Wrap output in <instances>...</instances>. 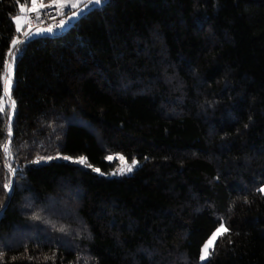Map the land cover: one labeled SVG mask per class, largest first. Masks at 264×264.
<instances>
[{
	"label": "trees",
	"instance_id": "obj_1",
	"mask_svg": "<svg viewBox=\"0 0 264 264\" xmlns=\"http://www.w3.org/2000/svg\"><path fill=\"white\" fill-rule=\"evenodd\" d=\"M21 4L0 0V98ZM13 51L0 264H264V0H102ZM57 153L138 165L31 164Z\"/></svg>",
	"mask_w": 264,
	"mask_h": 264
},
{
	"label": "snow or ice",
	"instance_id": "obj_2",
	"mask_svg": "<svg viewBox=\"0 0 264 264\" xmlns=\"http://www.w3.org/2000/svg\"><path fill=\"white\" fill-rule=\"evenodd\" d=\"M83 2V0H50L49 3L45 4L43 2V0H31V7H26L24 4L20 5V15H17L14 17V22L16 24V32L20 33L22 31V22L24 20L27 19V16L23 15L25 13H36V19L39 20L40 19V10L41 9H55L57 15L59 16H68V12H70V16H68V19L70 20L73 17H76L80 12L83 11V9L81 8V3ZM88 4H96L99 5L102 3V0H87ZM85 7H87V4L84 5ZM65 9L68 10V12L65 11ZM66 20L65 19H61L59 24L57 25V27L63 28L66 24ZM42 32H48V33H52L53 32V27L52 26H48L46 28H37L35 32H32L31 29L29 28V30L24 31L23 35L25 38H30L32 35H37V34H41ZM24 41L18 39V38H14L12 39V48L9 49L8 52V56L9 57H13L14 56V49H16V46L18 44L23 43ZM5 66L8 69V72L5 75V96L8 97V99L10 100V94H9V89H10V84H11V64H9L7 61H5ZM11 108L14 109L15 108V102L12 101L11 103ZM5 112V104L3 103V98H0V113ZM11 115H8V121H9V126H8V137H9V143H3L2 144V150L5 154L6 159H11V148H10V140H11V135H12V128H11ZM52 157H48V159H51ZM40 159H44V157H37V160L34 162H39ZM65 159H68L67 157H65ZM107 159L111 160L113 159V157L109 156L107 157ZM120 160H124V157H119ZM78 163L81 164H86V159L85 158H80L78 161ZM136 164V161L133 160L132 164L125 167H121L118 172H113V175L116 174H124L125 171H132V167H134ZM8 167L9 173H15V169L11 168L10 165H6ZM90 166V165H88ZM94 171H99V169H93ZM12 186V180L9 179L6 183H4L3 187L6 191L10 190ZM258 191L264 193V188L258 189ZM33 219H40V216L37 214L33 215ZM60 231H63V227H61L59 229ZM229 231V229L227 227H225V225L221 222L219 224V227H217L215 229V231H213L211 233V235L209 237L206 238L205 242L203 243V246L200 250V260L204 261L206 260L210 255H211V250L214 249L215 246V242L216 240L224 235L225 233H227Z\"/></svg>",
	"mask_w": 264,
	"mask_h": 264
},
{
	"label": "rangeland",
	"instance_id": "obj_3",
	"mask_svg": "<svg viewBox=\"0 0 264 264\" xmlns=\"http://www.w3.org/2000/svg\"><path fill=\"white\" fill-rule=\"evenodd\" d=\"M85 4H87V7L84 6ZM91 5H93V4H88L87 3V0H83V2L81 3V8L83 9V11H85V9L89 8ZM69 26H70L69 24H67V25L65 24V26L63 28H60V30L61 31H66L69 28ZM44 33L46 34V32H42L41 34L42 35H45ZM8 63L11 64V84H10V89H11L12 82H13V70H14L13 58H11L10 60H8ZM7 72H8V69L6 68L5 75H6ZM5 75H4V98H3V103L5 104V108L8 107L9 113L11 115V113L13 111V109L11 108L12 101H11V99L9 100L7 96H5ZM10 89H9V94H10ZM109 156L113 157V159H111V160L107 159V157H109ZM121 156H122L121 154H111V155L106 156V160L109 163H113V166L111 168H109L108 171H103L101 168L91 165L89 163L87 157L84 156V155L71 156L69 154H63V153H57V154H52V155L39 156V157H44V159H40L39 162H34V161L37 160V158H35L34 160L31 161V164L32 165H39V164L48 163L50 161H71V162L78 163L77 161L80 158L83 157V158L86 159V162L87 163L86 164L78 163V164H80V165H82V166L90 169L93 173H95L97 175L106 176V177H113V176H122V175L131 174L133 172V170L137 167L138 161L135 158L132 159V160H128L124 156H122V157H124V160L122 161V160L119 159V157H121ZM48 157H52V158L51 159H48ZM65 157H67L68 159H65ZM133 160L136 161V164H135L134 167H132V171H130V172L129 171H125L124 174H116V175H113L112 174L113 172H118V170L121 167H125L126 168L127 166L131 165ZM88 165H90V166H88ZM93 169H99V171H94ZM199 261H201L200 260V255H199Z\"/></svg>",
	"mask_w": 264,
	"mask_h": 264
},
{
	"label": "built area",
	"instance_id": "obj_4",
	"mask_svg": "<svg viewBox=\"0 0 264 264\" xmlns=\"http://www.w3.org/2000/svg\"><path fill=\"white\" fill-rule=\"evenodd\" d=\"M66 12H68L67 9H65ZM70 12H68L69 14ZM27 16V19L22 22V31L19 36H17L18 39L22 41H26L28 38H25L23 35L24 31L31 29L33 31L35 28H46L48 26L53 27V32L57 29H60V27H57L61 19H65L66 16H59L56 13V10L53 9H41L40 10V19H36V13H25L23 14ZM52 32V33H53ZM13 59H15V55L13 56Z\"/></svg>",
	"mask_w": 264,
	"mask_h": 264
},
{
	"label": "crops",
	"instance_id": "obj_5",
	"mask_svg": "<svg viewBox=\"0 0 264 264\" xmlns=\"http://www.w3.org/2000/svg\"><path fill=\"white\" fill-rule=\"evenodd\" d=\"M83 12H84V11H83ZM83 12H81L80 14H82ZM70 14H71V13H69L68 16H70ZM80 14H79V15H80ZM79 15L76 16V17L71 18L70 20L68 19V16H66V18H65V20L67 21V22H66V25H67V24L70 25V24H71L76 18L79 17ZM36 29H37V28H35L32 32H35ZM44 34H45V33H44ZM46 34H51V33L46 32ZM37 35H42V34H37ZM32 36H36V35H32Z\"/></svg>",
	"mask_w": 264,
	"mask_h": 264
},
{
	"label": "water",
	"instance_id": "obj_6",
	"mask_svg": "<svg viewBox=\"0 0 264 264\" xmlns=\"http://www.w3.org/2000/svg\"><path fill=\"white\" fill-rule=\"evenodd\" d=\"M60 33H61V30H60V29H57V30H55V31L53 32L54 35H58V34H60Z\"/></svg>",
	"mask_w": 264,
	"mask_h": 264
}]
</instances>
